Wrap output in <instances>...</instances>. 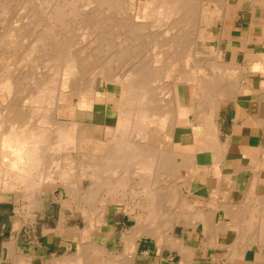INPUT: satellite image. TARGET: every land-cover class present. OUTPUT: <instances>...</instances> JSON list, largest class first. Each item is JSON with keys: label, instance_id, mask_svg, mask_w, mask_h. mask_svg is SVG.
<instances>
[{"label": "bare ground", "instance_id": "6f19581e", "mask_svg": "<svg viewBox=\"0 0 264 264\" xmlns=\"http://www.w3.org/2000/svg\"><path fill=\"white\" fill-rule=\"evenodd\" d=\"M43 2V7H32L31 10L27 11L29 12L28 15L25 14V17L31 19L39 17V19L34 21L35 24L32 25L34 27L29 26L32 28L31 31L27 29L29 32L35 33L31 37L32 42L29 43V47L24 50L19 49L23 50L24 59L22 58L20 61L17 59L21 65L26 64L29 66L30 72L28 70L29 73H27L30 87L25 82L28 87L26 88L28 89L27 94H23L25 92L23 89V95L20 94L22 99L12 101L1 111L3 116L0 117V200L2 193H11L16 201L21 198L27 199L28 205L24 207L29 211L37 210L40 207L38 198L41 197V194L44 192L53 193L55 188L62 187L63 192L60 194L62 202L67 203L68 199L70 201L78 199L84 207H77L78 209L75 210H79L87 220L86 228L82 231L79 230L82 241L76 245L78 257L71 262L67 261V264H87V259L92 261L94 258L96 262L117 264V260L121 257L118 258L115 255L109 256L107 260H102L104 255L102 248L94 246V243L93 245H87L85 239L88 232L94 228L101 216L104 215L107 202L116 201L117 198L123 201L127 195L134 197L135 191L133 190L135 189L132 188L134 184L143 187L141 196L150 200L151 203L149 202V204H154V206L159 207L158 203L161 199L165 201L167 194L169 196V193L165 194L166 188L164 186L166 184L163 183L164 179L161 171L170 165V130L176 124L175 117L173 122H170V50L174 52L181 50L186 37H188V35L181 32H172L178 27L173 28L171 24L175 26L177 23L174 21L179 17L187 18L190 10L182 7V0H147L143 15L141 16L140 13L141 20L139 21L140 16H136L137 21H134L135 19L133 20L126 15L124 8L125 2L130 3L132 0H43ZM20 3L22 4L19 1L17 5ZM0 5L4 6L5 4ZM26 5L28 6V4ZM19 6H16V8L19 9ZM21 7L24 6H20V9ZM3 10L4 13H7L5 9ZM16 16L14 14V17ZM7 18L5 16V19ZM189 18L190 16L187 20ZM187 20H185V25L188 24V22L186 23ZM2 21H0V24ZM19 22L21 24L23 21L19 19ZM27 22L29 20L25 21L26 24ZM173 22L176 24L174 25ZM8 23L10 25V22ZM178 23L179 25L182 24L180 21ZM11 24L13 23L11 22ZM22 24L20 28H22ZM0 26L5 27V25ZM8 29L11 33V27ZM10 33L7 32L8 35ZM8 35H5L7 39L12 34L10 37ZM22 35L21 37H23ZM27 35L29 37L28 33ZM4 37L2 38L5 40ZM12 38L9 40L12 41ZM21 39L23 40V38ZM27 39L29 40L30 37ZM6 43L9 45L8 42ZM11 43L13 45V42ZM19 44L21 45V43ZM0 46L2 48L5 45L2 46L1 42ZM188 54L186 52L185 55ZM6 60L8 61V59ZM186 60L189 61V58ZM38 61H43V63L37 64ZM230 64L226 63L223 68L222 66L220 68L222 72L224 70L225 74H231L228 76L232 77L234 72H232V64ZM9 67L7 69H11ZM18 67L21 69L20 65ZM41 68L44 69L45 73L39 76L42 72ZM228 69H231V71ZM9 71L7 72L12 73V70ZM8 73L6 75L0 74V77L3 76L0 78V93L10 99V97H16L18 94L15 89L19 84H16L17 81H15L14 75ZM221 73L220 76H222ZM228 76L225 79L228 78L229 81ZM222 77L224 78V76ZM23 78L25 79V76ZM212 78L207 79L208 81L210 79L211 82ZM100 79L105 89L112 92L116 98L118 97L119 102L115 111V119L113 118L114 124L109 128L98 124H85L77 121L78 119L76 120L77 112H90L94 104L104 102V94L97 89V82ZM200 79H204V77ZM20 80H23L22 77ZM213 80L214 83L218 81L215 78ZM228 81L226 80L224 83ZM232 83L233 81L229 85L230 87H232ZM221 84L222 82L218 83V88H220L218 89L220 90L219 98L209 103V113L207 112L206 117L202 118L205 128L203 130L208 135H214L215 133V122H212V117L220 103L219 101L226 95L223 93L224 88L220 87L223 85ZM228 84H230V81ZM213 86L214 88L211 89L215 90L214 92H219L215 89L216 85ZM203 96L207 97L206 94ZM74 98H77L75 117L70 119L68 117L72 112L71 105ZM0 104L3 105L4 102ZM193 130L196 133L199 132L200 128L194 126ZM104 132L109 136L103 140L101 134ZM212 142L211 140L210 144ZM95 146L102 147L104 151L100 154H93L92 148ZM222 151L224 150L222 149ZM72 175H74L73 182L71 181ZM86 178L90 184L87 189L80 190L81 188L71 187L75 181L78 182L79 180L78 183L82 184V180ZM168 190L166 189V191ZM161 204L163 203H160V206ZM95 205L97 206L93 207ZM163 211V213L170 214V211L164 209ZM158 212L160 214V211ZM159 214L156 216H159ZM145 215L147 216V214ZM165 217L163 218L165 219ZM170 223L169 220L164 222V226L161 223V227H165L163 231L171 230L172 224L170 225ZM150 231L153 233L152 229ZM132 240H129L127 249L124 248L122 251L124 253V250H126L125 257L133 254ZM180 244L177 243L176 245ZM183 250L185 251V249ZM70 257L72 256L70 255ZM22 259L24 260V258ZM121 260L123 261V259Z\"/></svg>", "mask_w": 264, "mask_h": 264}, {"label": "crops", "instance_id": "0c3cea01", "mask_svg": "<svg viewBox=\"0 0 264 264\" xmlns=\"http://www.w3.org/2000/svg\"><path fill=\"white\" fill-rule=\"evenodd\" d=\"M218 7L221 19L212 25L217 31L210 45L224 64L231 61L240 69L237 86L226 93L213 114L214 135L203 130L202 115L206 117L208 111L199 113L201 119L189 132L172 134L179 153L173 165L161 171L169 196L161 199L159 207L141 195L131 202L105 205L104 215L85 239L87 245L102 248V260L116 255L121 257L117 264H264V0H225ZM100 92L104 102L94 104L90 123H86L109 128L119 102L112 92ZM95 117L99 120L93 122ZM194 126L199 132H194ZM170 189L180 196L175 207L169 206ZM1 197L0 264H67L77 259L76 245L82 241L80 231L87 220L82 226L75 214L67 221L59 217L51 220L55 207L66 206L61 198L43 195L38 198L40 207L29 211L24 207L27 199L16 201L11 193ZM168 220L173 226L163 231L161 223L164 226ZM128 239L133 241V254L125 257L126 250L122 251L127 249ZM87 261L107 264L95 258Z\"/></svg>", "mask_w": 264, "mask_h": 264}, {"label": "rangeland", "instance_id": "374dc122", "mask_svg": "<svg viewBox=\"0 0 264 264\" xmlns=\"http://www.w3.org/2000/svg\"><path fill=\"white\" fill-rule=\"evenodd\" d=\"M12 1L11 0H3V1L0 0V4H5L4 6L0 5L1 6L0 7V21L3 20L2 23L3 22L5 23V24L4 23L0 24V25H5V27L0 26V31H2V32H0V37L1 36L4 37L5 35L7 36L10 33V29H8L10 27H11L10 35L11 34L12 35H11V37H10V35H8V36L10 38L13 37L12 38L13 40L11 39L12 41L9 40L10 38L7 39L6 36L4 37L5 40L2 37L0 38V45H1V42H2V46L5 45L2 48H0V50L3 49V50H1L2 52L0 51L1 52V54H0L1 55V57H0V61H1L0 69L2 70V71L0 70V74L3 73L6 75L8 73L7 72L8 70H10V71L12 70V73L9 71L10 73H8V74L14 75L15 81L19 82V83L16 82V84H19V85H17L16 89H15L18 92L16 97H10V99H9L7 97H4V95L0 93V103L4 102V104H5V105L0 104V106H1L0 107V117L3 116L1 111H3V108L5 106H8L14 100L19 101V99H22L20 94H22L23 89L25 91V92H23L24 95L27 94V92H28V89H26V88H28L27 85H29V81H30L29 76H28L30 69H29L28 65H26V64L21 65V63L19 61H20V59L22 60V58L24 59V55L22 54L23 50L25 48L29 47V43L32 42L31 37L33 36L34 32L32 33V32H29L28 30L29 29H30V31L32 30L31 27H34V26H32L35 24L34 21H37L36 19H39V17L31 19L30 17H25L26 16L25 14L27 13V15H28L29 12H27V11L31 10L32 7H36V8L43 7V4H44L43 0H37V2H35L36 0H33V1L32 0H25L26 2L24 0H16L15 2H12ZM19 1H21L22 4L26 3V4H28V6L30 5V7H29L30 9L28 8V6L26 4L22 5L20 3L21 5L20 4L17 5V3H19ZM224 1L225 0H219V1L218 0H182V3H183L182 7H185L186 9L190 10V13L188 12L189 13L188 15L190 16V18L187 20V18L189 16L187 18L179 17L178 19H176L174 21L177 24L173 22L174 25L176 24L175 26H173L171 24V26L173 28L178 27L177 29L175 28V30L172 32H174V33L175 32H177V33L181 32L183 34L188 35V37H186V40L184 41V44H183L181 50L175 51V52L173 50H170L171 51L170 52V87H171L170 88V120L171 121L170 122H173L174 117H175L174 119H176V124H174L172 126L173 128H171V130H170V137H171L170 138V166L173 165L175 158H176V155L179 153L178 151H176L178 146L171 144L172 134L174 132L181 133V134L187 133V132H189L190 128L193 127V124L195 123V121L199 122V120L201 118V117H199V113L208 111L209 110L208 109L209 103L212 102L213 100L215 101L217 98H219V96H220V90H218V89H220V88H218L219 82L220 83L222 82V84H223V85L221 84L223 87L222 86H220V87L224 88L223 89L224 94H226V93L230 94L229 93L230 90H232L233 88H236V86H237V72H238L237 66H235L231 61L228 62V63H231L232 65L231 64L230 65L233 67L232 68L229 65L232 69V72H234V73H232L234 75L232 77L228 76L231 74H225L226 72H224V70L222 72L220 67L222 66V68H223L224 67L223 65H225V64L222 62L221 58H219V56H217L216 51L212 47V45H210L214 42L213 40H214V37L216 35V31H217L216 29H214V27L212 25H214L216 23V21H219L221 19V13H217L216 9H218L219 8L218 6L221 5V3ZM34 2H35L36 6L34 5ZM32 3L34 6L33 5L31 6ZM146 3H147V0H135V1L132 0V2H130V3L125 2L124 8L126 10V15L128 17L132 18L133 20L135 19L134 21H137L136 16H140V13H141V16L143 15V12L145 11L144 9L146 8ZM19 5L24 6V7L23 8L21 7V9H20ZM38 5H40V6H38ZM16 6L17 7L19 6V9H17ZM12 7H13V10H12ZM215 7H216V9H215ZM1 8H2V10H1ZM3 9H5V11H7V13L6 12L4 13ZM15 10H17V11L20 10V11L17 12ZM34 10H36V9H34ZM1 11H3V12H1ZM16 12H17V14H16ZM11 14H13V15H11ZM14 14H15V16L16 15L17 16L14 17ZM5 16H6V18L7 17L8 18L5 19ZM141 16L139 17V21L141 20ZM19 19H20V21H23V22H21V24L23 23L22 28L24 26H26V27H24L25 31L28 29L26 32L24 31V28L23 29L20 28L21 24L19 22ZM27 20H29V22H27V24H26L25 21H27ZM185 20H187L186 23L188 22V24H186L187 27L185 25ZM7 21L10 22V25H8L9 23ZM178 21H180L182 24L179 25ZM11 22L13 24H11ZM31 22H32V24H31ZM183 23H184V25H183ZM29 26H31V27H29ZM210 26H212V27H210ZM172 27H171V29H173ZM12 28L14 29V33H13ZM4 30H5V32H3ZM16 30H18V31H16ZM21 30H23V31H21ZM7 32H8V34H7ZM27 33L29 34V37H30L29 40L27 39V38H29ZM13 34H15V35H13ZM21 35L23 37H21ZM26 36H27V38H25ZM21 38H23V40L24 39H26V40L23 41ZM187 38H188V40H187ZM18 40H19V42H18ZM27 40H28V42H27ZM9 41H10V43L13 42V45H12V43L10 44ZM3 42H5V43H3ZM6 42H8L9 45H11V46H9ZM25 42H26V44H25ZM16 43H18V44H16ZM19 43H21V45ZM16 45H17V47H16ZM5 49H7L8 52H7V50L5 51ZM19 49H23V50H19ZM186 52L189 53L188 54L189 56L185 55ZM10 54H12V55H10ZM20 55H21V57H19ZM176 57H177V59H176ZM173 58H175V59H173ZM187 58H189V61L186 60ZM6 59H8V61ZM17 59H19V61H17ZM185 60H186V62H185ZM6 61H7V63H6ZM41 63H43V61H40V62L38 61L37 64H41ZM4 64H5V67L10 66L9 68H11V69H7L8 67L5 68ZM19 65H20L21 69H19V67H18ZM23 66L26 68H24ZM22 67H23V69H22ZM197 67H199V68H197ZM216 69H217V71H216ZM231 69H228V70L231 71ZM233 69H235V70L233 71ZM28 70H29V72H28ZM40 70L42 72L39 74V76H41L45 73L43 68H41ZM18 71H19V75H18ZM230 71H228V72H230ZM221 72L224 74H222ZM220 73L222 76H224V78L222 76H220ZM2 75H1V77H3ZM23 76H25V79L23 78ZM227 76L229 77L230 84H228V82H229L228 78L225 79V77H227ZM21 77L23 80H20ZM203 77H204V79H200ZM209 77L210 78L213 77L217 80L221 79V78H223V79H221L222 81L218 80L217 83H216V81L214 83L213 78L211 79L212 80L211 82H210V79L208 81L207 78H209ZM230 78L233 81L232 87L229 86V85H231V82H232ZM27 80H28V82H27ZM203 80H204V82H203ZM226 80L228 81V82H226L228 85L226 83H224V81H226ZM25 82L28 84L26 85ZM214 84L216 85L215 89L218 90L219 92H214L215 90L211 89V88H214V86H213ZM199 85L201 86V88ZM19 86H20V88H19ZM226 86H229V87H226ZM29 87H30V85H29ZM172 87H174V88L176 87V88L174 89ZM97 89H98V91L108 90V89H105V86L103 85V82L101 79H100V81L98 80V82H97ZM18 90H20V91H18ZM172 90H174L175 92H173ZM208 90H209V92H208ZM212 91H213V93H212ZM205 94L207 97L203 96ZM217 94H219V95H217ZM213 98H215V99H213ZM76 99L77 98L73 99V102L71 105L72 106L71 107L72 112H71V115L69 114V117H68L70 119L71 118L74 119V117H75L74 115H75V111H76L75 110L76 109L75 108L76 107L75 106L76 105ZM21 104H18V105H21ZM203 118H204V115H203ZM76 120L79 122L81 121L82 123H85V124H87L86 122L90 123V121H89L90 120V113L79 111L76 114ZM97 120H99V119L97 117H95L93 122H96ZM184 125L186 127H189V129H181V127H183ZM108 136H109V134H108ZM108 136H107V133H105V132L103 134H101V138H103V140L106 139V137H108ZM92 151H93V154H97V153L100 154L101 152L104 151V149L100 146H95L92 148ZM89 175H90V172H89ZM73 180H74V175L71 176V181L73 182ZM88 181L89 180L87 178L85 180L84 179L82 180V184L78 183L79 180H78V182L75 181L76 184L74 183L71 187H74V188L78 187V189L81 188L80 190L87 189L90 185ZM132 188L135 189V190H133V191H135V195L133 198H136L137 196L142 195L141 193H142L143 187L141 185L134 184V186ZM62 192H63L62 187H58V188H55L53 193L44 192L43 194H41V196L46 194V196H48V197L53 196L57 199H60V194ZM177 193H178L177 190H171L170 189V207H175V205L177 204V201H178V203L181 202L179 193L178 194ZM136 194H137V196H136ZM133 198L131 197V195H127L124 200L125 201H127V199L133 200ZM74 200L75 199L70 201V199H68V202H67L68 204L65 201H63L66 203V206L59 205V206L55 207V210L53 211L54 215H53V217H50V219L56 220L59 217V219L61 218V219H64L67 221V218H69L70 215L75 214L74 216H76L79 226L84 225V220H85L84 215L79 210H75V209L84 207V205L81 204L78 201V199L75 201ZM119 200L117 198L116 201H112L110 203H117ZM124 200L123 201L120 200L119 202H124ZM72 201H74V202H72ZM105 202H107V201H105ZM107 203H109V202H107ZM96 206L97 205H95L93 207H96ZM62 208H66V210H63ZM72 218H75V217H71V219ZM170 222H171L170 225L172 224V226H173L172 220H170Z\"/></svg>", "mask_w": 264, "mask_h": 264}]
</instances>
